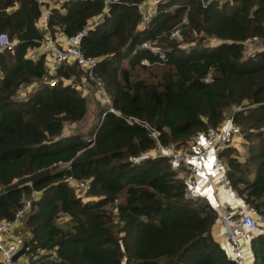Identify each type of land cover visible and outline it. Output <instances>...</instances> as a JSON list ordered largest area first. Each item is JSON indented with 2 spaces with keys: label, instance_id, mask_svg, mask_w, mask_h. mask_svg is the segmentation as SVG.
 Wrapping results in <instances>:
<instances>
[{
  "label": "trees",
  "instance_id": "16d2710c",
  "mask_svg": "<svg viewBox=\"0 0 264 264\" xmlns=\"http://www.w3.org/2000/svg\"><path fill=\"white\" fill-rule=\"evenodd\" d=\"M108 2L0 0V31L18 41L0 55V221L31 200L15 229L25 233L23 264H235L212 235V206L184 196L181 170L154 154L146 128L123 116L142 118L163 144L187 149L194 135L221 126L230 107H241L233 123L255 139L243 162L235 142L220 155L240 197L264 216V51L247 55L240 44L257 36L264 46V0H214L204 7L201 0H165L142 28V0ZM47 7L50 31L68 36L101 18L80 49L99 59L94 74L121 114L95 108L91 146L78 132L63 133L82 120L89 101L63 80H82L83 72L60 67L52 87L44 81L50 74L43 56L25 57L44 37L39 20ZM177 27L180 38L170 39ZM144 41L165 42V60L141 47ZM142 59L165 65L153 81L135 73L147 68ZM32 82L39 84L18 98ZM68 176L88 181L91 198L79 196ZM250 249L253 264H264V235Z\"/></svg>",
  "mask_w": 264,
  "mask_h": 264
},
{
  "label": "built area",
  "instance_id": "2783aa9c",
  "mask_svg": "<svg viewBox=\"0 0 264 264\" xmlns=\"http://www.w3.org/2000/svg\"><path fill=\"white\" fill-rule=\"evenodd\" d=\"M163 1L165 0H149L146 3L137 4L140 16L139 28H142L156 14L158 4ZM212 1L214 0H201L202 6L204 7ZM224 1L226 0H220V2ZM37 2L42 3L43 0H37ZM103 2L106 6L109 3L108 0H103ZM49 18L50 7L43 8L39 25L44 32V37L38 40V45L26 51L25 57L36 60L43 56L48 73L51 74V78L44 81L52 87L58 83L57 78L52 77L58 68L75 65L83 72L82 80H76V75H71L69 78H65L63 82L75 85L83 96L98 99L101 103L100 110H103V113L110 112L120 115L121 113L113 107L111 98L104 85L94 74V69L99 59L85 56L80 49L82 36L86 35L88 29L93 28L101 21L100 16H96L97 20L95 23H91L89 19L87 26L73 36L66 35L62 29L51 32ZM178 34L179 30L177 28H174L170 33L173 38H176ZM17 42V39L12 38L7 30L0 31V55L13 51ZM210 42L216 43L217 38L211 37ZM240 44L242 51L248 55L264 51V46L257 36H252ZM154 46H151L150 41H144L141 44V47L150 49L161 60H165V53ZM140 63L148 65L149 61L148 59H142ZM36 85L37 82L26 85L24 94L33 90ZM233 107V113L225 116L221 126L208 128L205 132L194 135L192 144L187 149H176L171 144H163L160 140L159 130L152 127L142 118L127 115L123 116V119L127 124L140 125L146 128L154 140V153L166 157L172 167L181 170L185 181V197H200L206 201L210 198L211 200L212 195L216 194L214 188V181H216L219 190L225 191L233 198L239 200L238 206H228L213 201L211 205L215 212L213 225L222 227L225 236L224 249L227 256L235 264H253V254L248 243L255 236L264 235V216L258 213L250 202L240 197L228 177L226 163L220 155L224 149L234 144L238 132L237 126L233 123V114L235 111L240 110L241 107ZM261 133L264 137V128L261 129ZM94 137L95 135L93 134L88 139L89 146L93 145ZM67 181L77 191L86 192L90 189V183L86 180L68 176ZM202 181L207 187L204 192L200 186ZM30 204L31 200L25 199L22 208L15 213L12 219L0 221V263L2 264H23L28 261L26 238L23 234H16L15 229L18 222L23 220L24 213ZM23 247L25 252L14 260V256Z\"/></svg>",
  "mask_w": 264,
  "mask_h": 264
},
{
  "label": "rangeland",
  "instance_id": "374dc122",
  "mask_svg": "<svg viewBox=\"0 0 264 264\" xmlns=\"http://www.w3.org/2000/svg\"><path fill=\"white\" fill-rule=\"evenodd\" d=\"M148 1L149 0H142L141 3H146ZM91 23H95V19L92 20ZM177 26H178V24H177ZM178 27H177V29L179 30ZM169 37H170V39H179L180 38V31H179L178 36H176V38L171 37V35ZM152 44H154L155 46L152 45ZM159 44L160 43L157 42V41L151 42V46H154L156 49H158L160 51V50H162L161 46H163V44H165V42L161 43L162 45L161 44L159 45ZM243 53L246 54L245 52H243ZM121 64L122 65H127V63L125 61H122ZM144 66H147V68L136 67L135 73L140 78H144V79L152 80V81L155 78L152 79L151 77L156 75L157 72H159L160 70H162L165 67V65L163 63H151V64L149 63L148 65H144ZM48 78H51V77L48 76ZM38 84L39 83L37 82L36 87L38 86ZM24 91L25 90H24V87H23V89L18 91L17 97L18 98H23L24 97V95H23ZM26 91H28V90H26ZM88 100L89 101H87V112H86L85 116L82 118V120H80V121H78V122H76L74 124V126H76V128H75L76 131L78 133L82 134L85 138H89L90 137L91 132L93 131L94 126H95L96 122L98 121L97 120V115H96V110H95V108H96L95 103L93 102V99L91 100V98L88 99ZM233 108H234L233 106L230 107V109L226 112V115H229V114L233 113ZM71 128L72 127H71L70 124L66 125V127L64 128L65 130L63 131V133L71 130ZM254 139H255V137H254L253 133H248L247 134L246 131L245 132H237L236 139H235V144H237L238 152L242 156L241 157L242 158V162H243L244 158L247 157L249 145ZM153 152H154V150H153ZM76 193L79 196H81L83 199H90L91 198L87 194V192L77 191ZM116 203H118V202H115V204ZM63 218L62 219L64 220L63 221V223H64L65 221H67V217L63 216ZM21 234H23L25 236L24 232H22Z\"/></svg>",
  "mask_w": 264,
  "mask_h": 264
},
{
  "label": "crops",
  "instance_id": "0c3cea01",
  "mask_svg": "<svg viewBox=\"0 0 264 264\" xmlns=\"http://www.w3.org/2000/svg\"><path fill=\"white\" fill-rule=\"evenodd\" d=\"M94 19H95V21L97 20L96 17L90 18V22L92 20H94ZM71 127L72 128L69 131L77 132L76 129H75L76 126H74V124L71 125ZM200 186H201V190L203 192L207 190L206 184L203 181L200 184ZM214 188H215L216 194L212 195L211 200H210V198H209V200H207L210 205H212L213 201L217 202V203H222V204L228 205V206H230V205L238 206L239 205V200L237 198H233L232 196L227 194L225 191H221V190L218 189V185H217L216 181H214ZM212 235H213L214 239L221 245V247L224 248V246H225V236L223 234L222 227L219 226V225H213V227H212ZM248 245H249V248H250V243H248Z\"/></svg>",
  "mask_w": 264,
  "mask_h": 264
},
{
  "label": "water",
  "instance_id": "95a60500",
  "mask_svg": "<svg viewBox=\"0 0 264 264\" xmlns=\"http://www.w3.org/2000/svg\"><path fill=\"white\" fill-rule=\"evenodd\" d=\"M87 99H90L89 97H87ZM93 99V102L95 103V106L97 108V110H100L101 108V103L99 102L98 99L91 98V100ZM25 252V248L23 247L15 256H14V260H16L21 254H23Z\"/></svg>",
  "mask_w": 264,
  "mask_h": 264
}]
</instances>
